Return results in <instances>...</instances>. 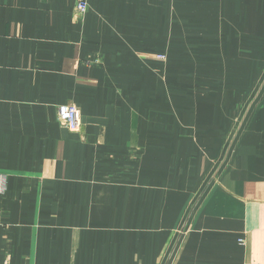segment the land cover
Returning <instances> with one entry per match:
<instances>
[{"label": "crops", "instance_id": "obj_1", "mask_svg": "<svg viewBox=\"0 0 264 264\" xmlns=\"http://www.w3.org/2000/svg\"><path fill=\"white\" fill-rule=\"evenodd\" d=\"M0 190V264H264V0H0Z\"/></svg>", "mask_w": 264, "mask_h": 264}, {"label": "built area", "instance_id": "obj_2", "mask_svg": "<svg viewBox=\"0 0 264 264\" xmlns=\"http://www.w3.org/2000/svg\"><path fill=\"white\" fill-rule=\"evenodd\" d=\"M87 11L88 4L85 1H80L76 6L75 14L79 18H83ZM58 120L61 126L67 125L72 132H77L80 129L79 110L73 104L64 105L60 108Z\"/></svg>", "mask_w": 264, "mask_h": 264}, {"label": "rangeland", "instance_id": "obj_3", "mask_svg": "<svg viewBox=\"0 0 264 264\" xmlns=\"http://www.w3.org/2000/svg\"><path fill=\"white\" fill-rule=\"evenodd\" d=\"M164 0H161V2H163ZM165 1H167V0H165ZM161 6H165V7H167L166 6V4L165 3H163ZM191 7H195V6H191V5H188V8H191ZM179 9H180V5H178L177 4V6H176V11L177 12H179ZM177 22H178V19H177ZM160 58H162V60H164L165 59V57L163 56V55H161V56H159ZM68 105V104H67ZM64 106V105H63ZM62 106H60L59 108H58V113L60 112V108H61ZM77 107V106H76ZM78 108V107H77ZM78 110H79V108H78ZM79 118H80V123H81V114H80V110H79ZM64 128H67L68 130H70L69 128H68V126L67 125H64L63 126ZM79 131V130H78ZM77 131V132H78ZM1 188H3V187H1ZM2 192V190H0V193Z\"/></svg>", "mask_w": 264, "mask_h": 264}]
</instances>
